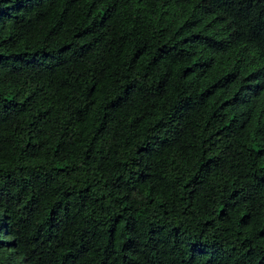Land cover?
Wrapping results in <instances>:
<instances>
[{"label": "trees", "instance_id": "16d2710c", "mask_svg": "<svg viewBox=\"0 0 264 264\" xmlns=\"http://www.w3.org/2000/svg\"><path fill=\"white\" fill-rule=\"evenodd\" d=\"M0 264H264V0H0Z\"/></svg>", "mask_w": 264, "mask_h": 264}]
</instances>
